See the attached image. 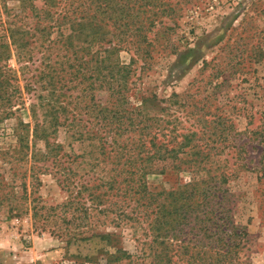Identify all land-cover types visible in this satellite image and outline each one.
I'll list each match as a JSON object with an SVG mask.
<instances>
[{
    "label": "rangeland",
    "instance_id": "rangeland-1",
    "mask_svg": "<svg viewBox=\"0 0 264 264\" xmlns=\"http://www.w3.org/2000/svg\"><path fill=\"white\" fill-rule=\"evenodd\" d=\"M70 3L79 8L71 18L85 27L59 23ZM133 3L0 0V75L19 90L0 93V192L7 197L0 205V264H190L198 241L208 246L201 253L216 244L225 250L232 232L245 235H232L236 248L228 261L264 264V0H158L160 10H152L150 0ZM150 21H156L151 29ZM70 34L72 45L63 43ZM150 38L157 40L151 58ZM104 58L129 70L127 83L120 81L128 87L126 109L142 107L148 125L150 116L164 118L166 131L175 129L171 135L197 132L192 145L211 156L198 174L168 171L133 181L122 174L133 152L105 146L104 153L93 135L104 132L96 117L109 97L102 87L107 71L86 70ZM48 65L55 69L49 72ZM42 73L55 77L54 101ZM174 94L180 97L170 101ZM8 98L18 102L6 118ZM50 101L67 107L57 113L58 125ZM206 119L216 125L208 127ZM28 132L23 149L19 136ZM135 156L137 164L150 165L146 153ZM31 168L38 179L30 178ZM65 178L68 187L60 183ZM194 181L216 189L190 201L195 208L182 226L167 231L156 225L174 210L166 193H180ZM111 182L116 190H109ZM11 208L21 218L9 219ZM181 229L177 241L173 235Z\"/></svg>",
    "mask_w": 264,
    "mask_h": 264
},
{
    "label": "trees",
    "instance_id": "trees-1",
    "mask_svg": "<svg viewBox=\"0 0 264 264\" xmlns=\"http://www.w3.org/2000/svg\"><path fill=\"white\" fill-rule=\"evenodd\" d=\"M98 1V0H97ZM129 4H133V0H128ZM100 4V3H99ZM99 4L96 6L97 11L101 10L102 7L99 6ZM118 4V3H117ZM79 7H82V3H77ZM150 6L153 7L152 10L154 9H161V6H159L158 0H150ZM170 8L172 7V4H169ZM79 8L73 6L71 3L64 8V13L59 15V19L61 22L60 24L64 23L65 20L67 19L72 25V29L74 26L78 27H85V22L84 21H74L75 17L72 19L71 15H75V13H79L78 11ZM130 9L134 10L135 7H130ZM85 10V7H83L80 11V13ZM131 10V11H132ZM172 12L174 11L173 9H170ZM152 16H156L158 13L152 12ZM80 20V19H79ZM65 24V23H64ZM156 25V21H150V29L153 28ZM72 38L73 36L70 34L67 38L66 41L63 43L69 42V45H72ZM16 42L15 40L13 43ZM21 42V41H19ZM157 40L154 38H150V44L148 45L150 48V58L152 52L155 50ZM136 44V43H135ZM7 48L8 47H4ZM21 48L26 51V43L23 41L21 42ZM178 51H174L173 54H178ZM77 55V53H75ZM146 56L149 57V53H146ZM67 57V55L65 56ZM67 59V58H66ZM83 65H89L88 61H82ZM87 63V64H86ZM65 63L63 62L61 65H64ZM56 65V64H55ZM60 65V66H61ZM205 65H207V62H205ZM55 66L54 65H48V69H50L49 72H51ZM88 71H93V74L100 75L102 74L103 70H106L107 73L102 75V84L104 89H106L109 92V97L108 100L106 101L105 105H100L101 109L99 111L100 116L96 117L97 120V125L99 126L100 129H102L104 132L103 134L97 133L96 135H93V138L98 139V142L100 143V146H102L104 153H106V149L104 148L105 146H108V148L111 149V152L116 151L117 154L119 152L117 151L120 150L121 152H133V157L129 160L126 161V164L128 165V170L123 171V173L127 174L130 176V178L135 181V177L138 175L143 178L144 175L147 174H155V173H160V174H165L168 171H177V172H183L185 170H192L193 173L198 174L202 169V165H200V162H203L205 160L210 159V153L206 152L202 148L199 147L198 144L192 145L193 142V137L198 136L196 131H193L189 134H181V135H171L172 133L175 132V129L169 131H166V122L164 118L162 117H152L150 116V124L148 125L147 122L149 120H144L143 116V108L142 107H133L129 108L131 109L128 110L124 106L125 105H130L128 99L125 96L124 91L128 88L126 87L127 85H123L122 87V82L127 83L128 79V68L127 67H122L118 63L115 65H111L109 62V59L104 58V60H97L95 62V67L92 68L90 65L87 67ZM86 77V74L84 75ZM3 76L0 75V93L3 95H7V92L5 91L7 87H10L11 85L7 81V79H1ZM43 79H48L47 85L51 86V98L53 99V93H55V77L50 74H45L42 73ZM93 78V76H92ZM27 82L25 84L26 88L30 87L29 79H26ZM122 80V82H120ZM115 83H117V86L115 87ZM11 90L13 95H16L19 90L17 89L16 86L12 85ZM195 96V94H194ZM177 94L172 95L170 98V101H172L175 98H179ZM54 101V99H53ZM17 101H13V99L8 98L7 102L3 105L5 107V116L6 118L11 116L13 114L12 108L17 105ZM52 106V124L53 125H58L59 123V118H57V113L61 110L66 111L67 107L64 106L62 103H59L58 107L55 106L54 102H49V105ZM24 104V103H22ZM175 104H179L176 102ZM2 106V105H1ZM186 104H182V107H185ZM99 107V106H98ZM134 114L135 118H132L131 115ZM177 120V119H175ZM65 120L63 121L62 124H64ZM194 123H199L202 122L201 119L195 118ZM206 125L208 127H211L213 124L216 125L215 119L208 120L206 119L205 121ZM204 123V124H205ZM125 126V127H124ZM39 126L35 125L34 128V138L39 132ZM212 128L215 129L213 126ZM150 130V132H149ZM90 134V131L87 132V134ZM126 133H133L139 135L138 137L135 136L134 138H123V134ZM205 133L207 134H212L209 131V128H205ZM84 136V135H82ZM182 138V139H181ZM119 139H122V141H119ZM29 142H30V137H29V132L28 134H21L19 136V143L20 146L23 149H28L29 148ZM47 142V141H46ZM47 147H50V144L47 143ZM50 150H55L58 149V146H53ZM147 148H150V151H145L148 150ZM135 152H137V156L140 157L143 153H146L148 155L147 161L150 162V165L143 166L142 164H137L134 160L136 159ZM25 155L28 156L27 153ZM124 157H126V153L123 154ZM26 157V156H24ZM35 157L37 158V155H35L32 152L31 155V162L34 163L32 158ZM46 170L40 169L41 174H44ZM30 178H35L38 179L36 175H33L32 168L30 169ZM32 174V175H31ZM214 180V177H209V181ZM209 181L205 182L202 181L203 184H207L204 187L196 184L194 181L193 183L187 185L184 189V191L180 193H175V192H168L166 195L168 197L172 198L173 201H171V206L174 208L172 212H166L165 215L163 216V219L165 221L161 222L160 217L158 221L156 222V225L160 224L168 227L167 231L174 230L177 227L182 226V223L180 224L181 220L186 219V215L190 212L191 209L195 208V205L190 204L191 200H194L198 195L199 197L206 198L208 197L211 193L208 195V190L211 188H215V185H209ZM224 182V181H223ZM226 182V181H225ZM61 184L64 185V187H68L69 183L68 180L65 178L64 181H60ZM116 182H111L108 183L109 190H116ZM83 191L86 192H91L93 189L89 186L82 187ZM69 190V189H68ZM223 193H226L223 191ZM78 195H82L81 190ZM151 195L150 197H152ZM223 196V195H222ZM224 197V196H223ZM7 197H2V194L0 192V205L5 203V200ZM12 199L11 197L8 199V201ZM195 204V203H194ZM222 204V203H221ZM65 206H69V204H65ZM11 215L9 219L11 218H21V215L16 213V215L13 214L14 209L11 208L10 211ZM169 216V220L166 221V218ZM175 216V217H174ZM202 223L203 221L200 220ZM215 224V222H214ZM185 225V223H184ZM212 226V225H211ZM218 229V226L216 227ZM195 229V228H194ZM196 230V229H195ZM206 232H211L209 236L213 237L217 233L212 232L210 228L208 227L205 228ZM183 229L177 231V233L174 236V239L177 240L178 234H183ZM226 234V233H225ZM228 234V233H227ZM239 234V233H237ZM234 234L233 232L231 233L230 237H228V245H226L225 250H220L219 246L216 244L215 246L210 247L209 251L202 252L199 251V249L205 250L208 248V246H205V243L203 241V244L201 245L200 241H198V245L200 246H195L196 249H198V252L196 253L195 256H192V260L189 261L190 264H234L233 262H229L228 259L232 257L234 254V249L236 248V245L231 244V239L232 235H237ZM240 235H245V232H240ZM237 235V236H240ZM181 237V235H180ZM158 238V237H157ZM161 238V237H160ZM178 241V240H177ZM221 241V240H220ZM186 252L184 253H189L188 252V247L185 248ZM195 250V249H194ZM223 253H220V252ZM209 254L210 256L206 258V255ZM169 264L170 261H169ZM236 264V263H235Z\"/></svg>",
    "mask_w": 264,
    "mask_h": 264
}]
</instances>
